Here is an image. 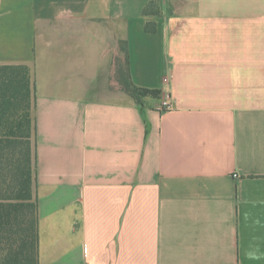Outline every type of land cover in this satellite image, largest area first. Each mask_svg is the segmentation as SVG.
<instances>
[{
	"label": "crops",
	"instance_id": "1",
	"mask_svg": "<svg viewBox=\"0 0 264 264\" xmlns=\"http://www.w3.org/2000/svg\"><path fill=\"white\" fill-rule=\"evenodd\" d=\"M3 64L35 71L39 264H264V0H0Z\"/></svg>",
	"mask_w": 264,
	"mask_h": 264
},
{
	"label": "trees",
	"instance_id": "2",
	"mask_svg": "<svg viewBox=\"0 0 264 264\" xmlns=\"http://www.w3.org/2000/svg\"><path fill=\"white\" fill-rule=\"evenodd\" d=\"M144 13L159 14V1H150ZM146 30L155 33L156 22L149 21ZM125 52L128 63L127 47ZM118 79L142 107L161 96L136 85L128 66L119 68ZM35 109L34 68L0 65V264H39Z\"/></svg>",
	"mask_w": 264,
	"mask_h": 264
},
{
	"label": "built area",
	"instance_id": "3",
	"mask_svg": "<svg viewBox=\"0 0 264 264\" xmlns=\"http://www.w3.org/2000/svg\"><path fill=\"white\" fill-rule=\"evenodd\" d=\"M174 105V100L169 93L162 94L156 102V108L163 112L173 109Z\"/></svg>",
	"mask_w": 264,
	"mask_h": 264
}]
</instances>
